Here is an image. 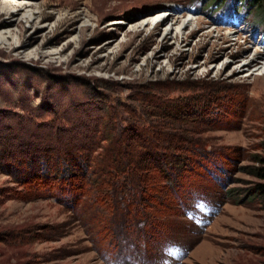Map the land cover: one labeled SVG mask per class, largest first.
Listing matches in <instances>:
<instances>
[{"label":"rangeland","instance_id":"1","mask_svg":"<svg viewBox=\"0 0 264 264\" xmlns=\"http://www.w3.org/2000/svg\"><path fill=\"white\" fill-rule=\"evenodd\" d=\"M7 2L23 10L0 27V118L48 120L68 107L124 126L134 100H178L199 108L187 122L210 159L182 177L188 207L167 212L180 241L136 257L101 236L107 210H73L49 195L60 185L21 187L0 169V264H264V206L251 195L264 161V69L247 64L264 49L262 11L215 0H0V10Z\"/></svg>","mask_w":264,"mask_h":264},{"label":"trees","instance_id":"2","mask_svg":"<svg viewBox=\"0 0 264 264\" xmlns=\"http://www.w3.org/2000/svg\"><path fill=\"white\" fill-rule=\"evenodd\" d=\"M229 1H240L264 16V0H215L222 7ZM134 102L135 109L125 108L124 126L114 116L84 109L71 116L68 107L57 109L48 120L33 111L28 116L1 113L0 169L21 187L40 190L60 185L57 195H49L61 202L68 197L65 202L73 210H79V204L107 210L96 221L106 230L101 236L116 251L136 257L155 245L164 251L180 241L165 230L172 228L167 212L179 215L176 210L188 207L182 198L192 188L182 183L187 179L182 177L195 172L199 158L210 157L187 122L190 109L199 108L183 107L178 100L164 107L147 98ZM254 175L259 182L251 195L264 206V161L254 168ZM183 226L186 234L188 225ZM160 227L164 230L152 235Z\"/></svg>","mask_w":264,"mask_h":264},{"label":"bare ground","instance_id":"3","mask_svg":"<svg viewBox=\"0 0 264 264\" xmlns=\"http://www.w3.org/2000/svg\"><path fill=\"white\" fill-rule=\"evenodd\" d=\"M5 4V3H4ZM21 7V6H20ZM18 5H14L13 3H8L7 2V5H6V7H3L1 10H0V21H1V23H0V27H5L6 25H4L3 23H4V16H7V15H11L12 14V12H13V10L14 9H17V12L18 13H20V12H22V10L23 9H21ZM9 32L8 33H4L3 34V36H4V40H6V41H9V39H10V37H9ZM228 42H229V39H228ZM236 45H239V43H236L235 44V46ZM226 48H233V45H228V47H226ZM263 61H264V49L263 50H260V49H258L257 51H256V54H255V56L254 57H252L251 59H250V61H249V63H247L248 64V66H250V67H259V69H264V63H263ZM258 69V70H259ZM257 70V71H258ZM261 71V70H260ZM260 77H261V79H263L264 80V71H263V74H261L260 75ZM261 79H259V80H261ZM262 80V81H263Z\"/></svg>","mask_w":264,"mask_h":264}]
</instances>
